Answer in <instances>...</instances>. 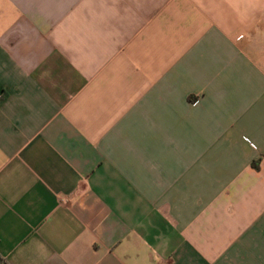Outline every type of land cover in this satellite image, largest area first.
<instances>
[{
    "label": "crops",
    "instance_id": "1",
    "mask_svg": "<svg viewBox=\"0 0 264 264\" xmlns=\"http://www.w3.org/2000/svg\"><path fill=\"white\" fill-rule=\"evenodd\" d=\"M0 264H264V0H0Z\"/></svg>",
    "mask_w": 264,
    "mask_h": 264
}]
</instances>
